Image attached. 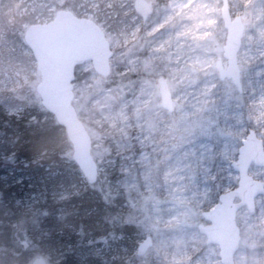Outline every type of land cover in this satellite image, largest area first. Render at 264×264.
I'll return each instance as SVG.
<instances>
[{
  "label": "rangeland",
  "instance_id": "1",
  "mask_svg": "<svg viewBox=\"0 0 264 264\" xmlns=\"http://www.w3.org/2000/svg\"><path fill=\"white\" fill-rule=\"evenodd\" d=\"M148 1L153 10L143 22L133 0H19L8 9L0 0V94L28 86L32 102L39 103L40 75L23 41L30 25L68 10L100 26L112 51L109 79L97 76L90 62L78 65L73 105L91 138L98 182L121 200L122 221L134 228L137 240L132 255L116 246L118 235L96 249L125 264H222L219 246L207 243L199 225L208 223L202 212L237 185L232 163L249 129L264 150V0H227L230 14L243 24L239 86L220 79L216 68L217 61L226 65L221 0ZM15 9L19 16L29 10L34 19L22 25L24 55L9 36ZM159 78L167 82L170 112L161 105ZM7 110L15 114L21 108L11 102ZM71 153L65 149L58 165L67 164ZM43 168V175L24 176L30 184L15 203L26 218L12 228L22 236L39 203L62 201L86 182L81 175L77 183L55 187L46 181L56 171ZM22 169L10 168L7 176L21 182L27 172ZM248 173L264 184V166L251 164ZM236 223L240 242L233 263L264 264V186L252 213L242 207ZM146 237L151 246L138 256L136 247ZM5 249L0 246V257Z\"/></svg>",
  "mask_w": 264,
  "mask_h": 264
},
{
  "label": "trees",
  "instance_id": "2",
  "mask_svg": "<svg viewBox=\"0 0 264 264\" xmlns=\"http://www.w3.org/2000/svg\"><path fill=\"white\" fill-rule=\"evenodd\" d=\"M18 1L1 0V3L8 4L3 7L8 9L9 6L14 8ZM14 12L10 15L14 32L9 36L13 47L21 48L24 55L27 52L23 49L27 48L20 37L22 25L33 22V14L29 10L20 16L16 9ZM2 20H7L4 14ZM15 30H19L17 34ZM31 91L27 86L18 93L0 94V246L7 252L0 257V264H29L37 256L55 261L54 264H125L123 259L110 260L105 250L96 249L100 243L107 242L110 235H118L120 240L116 246L124 248L125 255H132L137 240L134 228L122 221L121 200L108 194L98 181L74 188L62 201L52 202L46 198L39 203L38 213L28 219L24 236L12 228L26 218L15 204L30 184L25 175L37 177L45 173L43 167L52 166L56 174L46 182L55 187L77 183L81 176L71 160L58 165L63 162V153L70 148V143L53 116L40 103L32 102ZM11 102L21 108L19 113L10 114L7 110ZM10 168L27 170L21 182L7 176ZM97 185L100 190L94 188ZM115 217L119 219L118 225L113 224Z\"/></svg>",
  "mask_w": 264,
  "mask_h": 264
},
{
  "label": "water",
  "instance_id": "3",
  "mask_svg": "<svg viewBox=\"0 0 264 264\" xmlns=\"http://www.w3.org/2000/svg\"><path fill=\"white\" fill-rule=\"evenodd\" d=\"M134 11L146 21L152 9L147 0H134ZM221 14L227 30L223 45V58L216 62L220 79H230L239 86V68L237 52L243 32L240 16L231 17L227 0H222ZM23 41L30 49L36 69L40 73V82L36 85L40 105L50 112L56 122L64 129L72 146V159L87 182L93 183L97 176V165L90 153V138L73 108L72 83L75 67L84 61H90L101 75L109 73L108 60L112 53L104 33L93 21L78 18L69 11H58L53 20L45 24H32L26 28ZM160 84L161 104L164 109H173L169 91L163 78ZM254 164L264 166L262 142L253 130L249 129L238 150V156L232 163L238 173L237 185L218 197L217 203L202 212L208 223L199 225V231L207 238L208 244L219 246L222 264H234L233 259L240 242V231L236 223L239 209L246 206L253 211L254 200L263 193L264 184L254 180L248 171ZM151 246V239L144 238L136 247L138 256L144 255ZM29 264H50L43 257L32 259Z\"/></svg>",
  "mask_w": 264,
  "mask_h": 264
},
{
  "label": "flooded vegetation",
  "instance_id": "4",
  "mask_svg": "<svg viewBox=\"0 0 264 264\" xmlns=\"http://www.w3.org/2000/svg\"><path fill=\"white\" fill-rule=\"evenodd\" d=\"M111 58H112V56H111ZM110 59H109V74L106 77H104L105 80H108L109 79V75H110ZM85 62H90V64L93 66L91 61H85ZM95 73H96L97 76H101L100 74H98V72L96 70H95ZM166 88H167V82H166ZM99 179H100V177H99ZM96 181H98V179Z\"/></svg>",
  "mask_w": 264,
  "mask_h": 264
}]
</instances>
